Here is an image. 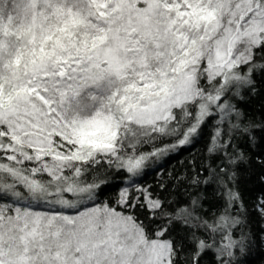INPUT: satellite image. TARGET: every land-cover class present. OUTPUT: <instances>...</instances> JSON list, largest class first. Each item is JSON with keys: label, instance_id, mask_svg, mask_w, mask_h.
<instances>
[{"label": "snow or ice", "instance_id": "1", "mask_svg": "<svg viewBox=\"0 0 264 264\" xmlns=\"http://www.w3.org/2000/svg\"><path fill=\"white\" fill-rule=\"evenodd\" d=\"M252 257L264 0H0V264Z\"/></svg>", "mask_w": 264, "mask_h": 264}, {"label": "trees", "instance_id": "2", "mask_svg": "<svg viewBox=\"0 0 264 264\" xmlns=\"http://www.w3.org/2000/svg\"><path fill=\"white\" fill-rule=\"evenodd\" d=\"M197 147L199 148V146H197ZM187 158H189V153L188 152H182V153H180V156L177 159H187ZM172 163L173 164L177 163V160L174 159L172 161ZM151 180H152V178L149 177L148 178V182H151ZM250 264H260L259 258L258 257H252V258H250Z\"/></svg>", "mask_w": 264, "mask_h": 264}]
</instances>
